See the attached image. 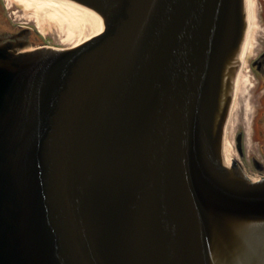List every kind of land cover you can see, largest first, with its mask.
Here are the masks:
<instances>
[{"label": "water", "instance_id": "1", "mask_svg": "<svg viewBox=\"0 0 264 264\" xmlns=\"http://www.w3.org/2000/svg\"><path fill=\"white\" fill-rule=\"evenodd\" d=\"M75 1L78 45L0 36V264H264L223 141L245 0Z\"/></svg>", "mask_w": 264, "mask_h": 264}, {"label": "rangeland", "instance_id": "2", "mask_svg": "<svg viewBox=\"0 0 264 264\" xmlns=\"http://www.w3.org/2000/svg\"><path fill=\"white\" fill-rule=\"evenodd\" d=\"M2 6L4 9L5 17L10 21L11 25H14V26L28 25L29 27H31L32 34L29 38L31 39L30 41H33L31 46L51 45L55 47H66V46L69 47L73 45L76 41H78L77 35H75L74 37L73 36L67 37L66 32H63L65 31L64 28H62V26H59L58 24L53 23L49 19H46L47 22L43 23V26L38 28L36 26L35 17L32 11H28L24 9L20 4H18L14 0H2ZM263 7H264V0H254L253 10L255 11L256 16L254 15V12H253L252 15L254 17L252 16V19L249 20L250 22L247 26L246 42L243 45L244 51L245 50L246 51H245V56L243 57L244 61L242 65V72L244 71L243 75L248 78L246 85H249L250 87L248 86L249 89L248 88L246 89L245 91L246 93H244L243 98H240L238 100L239 102L236 101L239 106H237L236 103L234 104V108L237 111L235 109L234 111H232L231 120L233 121L234 126H233V130L230 131L229 137H228L229 140L232 142V146L234 148V156L236 157L234 159L240 162V164L242 165V168H244L247 171H251L254 177L256 178H259L261 177V175L264 174V169L256 168L251 163V156L259 153L258 145L254 141L255 139H253V136H252L251 124L257 112L258 104L263 94V91L258 84V78L255 75L256 73L253 72L254 70L251 69L252 68L251 60L261 51L263 44H264V21L261 15ZM254 19L256 20V23L255 22L253 23V21H255ZM256 25H257V28H256ZM66 37L68 38V40H71V41H68ZM244 103H247L248 105ZM247 106H250V107L248 108ZM248 120H249V123H248ZM248 126H250V129H249L250 135L248 134L249 136L247 139L245 131H246V127ZM239 131L244 132V135H245L244 136V156L242 157L243 159L240 158L239 153L236 149V144H235L236 143L235 136Z\"/></svg>", "mask_w": 264, "mask_h": 264}, {"label": "bare ground", "instance_id": "3", "mask_svg": "<svg viewBox=\"0 0 264 264\" xmlns=\"http://www.w3.org/2000/svg\"><path fill=\"white\" fill-rule=\"evenodd\" d=\"M14 1H16L18 4H20L24 9H26L28 11H32V13L35 17L36 26L38 28L43 26V23L47 22L46 19H49L53 23L58 24L59 26H62V28H64V30H65V31H63V30L62 31L66 32L67 37H69V36L74 37L75 35H77L78 41H76L75 43L73 42L74 44L71 46L78 45L79 43L86 40L88 29L93 22V15L90 14L77 1H75V0H14ZM253 4H254V0H245L247 26L250 22L249 20L252 19L253 12L255 15V11L253 10ZM254 22L256 23V20L253 21V23ZM253 25H255V24H253ZM256 28H257V25H256ZM253 30H255V29H253ZM246 32H247V28H246ZM246 36L247 35L245 33L244 39L242 41L241 49H240V51H241L240 64H239L238 71H237V74H236V77L234 80L233 98H232V102L230 104V109H229V113H228V116L226 119L224 134H223V136H224L223 141L229 149L231 160L236 158L234 156V148L232 146V142L228 138L229 133L231 130H233V126H234V123L231 120V115H232V111H234V109H235L234 104L236 103V105L239 106L236 101H238L240 98H243L244 93H246L245 91L249 86V85H246L248 78L243 75L244 71L242 72V65H243V61H244L243 57L245 56V51H246V50L244 51L243 45L246 42ZM67 37H66V39L68 40ZM248 37H249V35H248ZM75 40H77V39H75ZM68 41H71V40H68ZM247 103H244V104L248 105ZM247 107L249 108L250 106H247ZM247 111H246V113H247ZM237 119H238V117H237ZM249 120H248V123H249ZM249 129H250V126L246 127L245 132H246L247 139H248V136L250 135ZM249 139H250V137H249ZM255 179L257 180L258 178L255 177Z\"/></svg>", "mask_w": 264, "mask_h": 264}, {"label": "flooded vegetation", "instance_id": "4", "mask_svg": "<svg viewBox=\"0 0 264 264\" xmlns=\"http://www.w3.org/2000/svg\"><path fill=\"white\" fill-rule=\"evenodd\" d=\"M261 15L264 21V7L262 9ZM27 28L31 29V27H29L28 25L14 26L10 24V21L5 17L4 9L2 6V0H0V36L7 38L11 34H14L16 32H22L25 33V35H22V39L24 41H28V40L30 41L31 39L29 38L32 34V31ZM30 42L33 43V41ZM263 54H264V44L261 51L251 60V67H252L251 69L254 70L253 72L256 73L255 75L258 78V84L263 91V94L258 104L257 112L251 124L252 136L253 139H255L254 141L257 143L259 150L258 154H254L251 156V163L253 164V166L260 169H264V55ZM262 55L263 57L260 58ZM256 59H258V61L255 65H253V61ZM243 156H244V152L241 157ZM261 177H264V174L261 175Z\"/></svg>", "mask_w": 264, "mask_h": 264}]
</instances>
